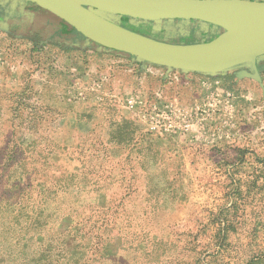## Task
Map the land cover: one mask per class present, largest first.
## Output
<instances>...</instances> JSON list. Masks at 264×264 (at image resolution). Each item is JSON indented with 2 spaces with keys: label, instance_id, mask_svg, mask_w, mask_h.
Listing matches in <instances>:
<instances>
[{
  "label": "rangeland",
  "instance_id": "1",
  "mask_svg": "<svg viewBox=\"0 0 264 264\" xmlns=\"http://www.w3.org/2000/svg\"><path fill=\"white\" fill-rule=\"evenodd\" d=\"M142 22L121 19L122 26L144 35L139 27ZM164 23L167 29L176 27L175 21ZM191 24L194 22H182L177 28L186 35L192 31ZM200 24L199 32L192 36L176 38L169 32L167 38L173 39L167 41L199 44L223 32ZM14 48L25 56L30 105L17 107L12 115L11 106L0 107V202H9V208L0 214V223L6 224L10 235L21 229L13 217L17 213L11 209L16 197H23L37 183L49 185L64 178L60 179L64 185L73 165L78 170L75 173L84 181L91 179L95 186H89V195H82L66 185L60 201L71 200L75 210L95 227L119 222V217L129 219L130 231L140 236L148 232L156 244L155 264H250L259 258L264 264V98L256 81L237 80L239 71L219 77L186 76L176 71L164 80V70L150 66L152 73L142 74L137 85L132 79L138 73L135 68L127 80L132 90L143 89L149 104L154 88L164 92L165 101H176L193 119L202 115L204 128L194 122L193 132L187 136L154 135L126 109L125 96L119 102L99 105L93 124H85L78 139L67 128L58 132L56 116L46 115L44 105H34L38 98L35 80L39 76L50 80L56 65L65 63L68 56L55 47L40 49L26 40L14 43L0 32V71L11 70ZM260 64L264 80V57ZM3 97V103L10 105L9 93ZM42 119L47 122L43 124ZM119 119L127 120L121 128L115 123ZM151 136L160 141L152 143ZM31 150H41L42 157H31ZM40 159H48L52 165L45 166ZM18 165L32 175L26 177ZM53 210L49 207L48 214ZM218 218L232 219L230 245L225 249L217 244ZM5 237L11 242L9 235ZM38 247L32 248L40 251ZM82 256L77 252L76 258ZM124 257L131 259L132 255L119 258Z\"/></svg>",
  "mask_w": 264,
  "mask_h": 264
},
{
  "label": "water",
  "instance_id": "2",
  "mask_svg": "<svg viewBox=\"0 0 264 264\" xmlns=\"http://www.w3.org/2000/svg\"><path fill=\"white\" fill-rule=\"evenodd\" d=\"M50 12L87 40L122 52L147 66L184 75L219 77L240 71L256 81L264 57V0H24ZM127 17L161 26L164 21L200 22L223 32L210 42L178 45L122 26ZM206 27V29H207ZM249 69V72L246 71Z\"/></svg>",
  "mask_w": 264,
  "mask_h": 264
},
{
  "label": "crops",
  "instance_id": "3",
  "mask_svg": "<svg viewBox=\"0 0 264 264\" xmlns=\"http://www.w3.org/2000/svg\"><path fill=\"white\" fill-rule=\"evenodd\" d=\"M6 8L7 3L0 0V13L4 14L3 19H0V32L11 37L12 42L18 43L26 40L40 49L47 46L55 47L68 56L65 63L59 66L55 64L56 68L52 71L50 80H45L43 76H39L34 82L38 89V98L34 105H44L46 115L56 116L58 132L67 128L75 133V138L79 139L84 127L93 124L92 120L95 118V111L99 105L110 101L119 102L121 98L127 97L129 93L138 92L137 94L141 96L144 94L143 89H139V91L132 90L127 80L129 76L133 77L132 71L136 68L138 73L134 74L135 77L132 79L138 85L139 77H143L142 74L152 73L149 69L150 65L147 66L144 62L134 60L133 57L122 52L103 48L87 40L61 19L45 10L43 12V9L37 12H25V19L19 16L11 18V13ZM22 13L24 12L22 11ZM13 51L16 53L11 57V70L0 71V107L11 106V115L17 107L30 105V99L27 96L28 87L25 86V78L28 75L25 70V56L19 48H14ZM42 52L43 50L40 54H44ZM49 54L50 52L47 51L46 55ZM109 58H114V60L109 62ZM109 63L110 67H108ZM112 63H118V66L112 68ZM161 69L164 70L165 76L163 79L165 80L167 79V70L165 68ZM238 75L239 72L236 74L237 80L245 79L244 77L239 78ZM153 92V95L162 93V97L163 95L165 97L164 92H160V90L154 88ZM4 93H9L11 97L10 105L9 103H3ZM165 100H167L166 97ZM46 120L48 119L46 118ZM46 120L42 123L45 124ZM13 123L11 118V125ZM115 123L121 128L127 123V120L119 119ZM29 135H31V138H35L32 134ZM151 137L153 138V136ZM150 140L152 143L160 141L157 137L150 138ZM75 143L76 145L73 148L77 150L79 142ZM31 151L29 152L30 155L40 156L42 154L41 150ZM47 160H43L46 165L47 162L50 163ZM73 162H76V160L73 159ZM75 172H78V170L76 166L72 165L71 172L66 176V184L64 183V185H67L75 193L79 192L80 194L82 192V195L85 193L89 195L91 192H88L87 189L91 185L95 186V183L91 179L84 181L80 173Z\"/></svg>",
  "mask_w": 264,
  "mask_h": 264
},
{
  "label": "trees",
  "instance_id": "4",
  "mask_svg": "<svg viewBox=\"0 0 264 264\" xmlns=\"http://www.w3.org/2000/svg\"><path fill=\"white\" fill-rule=\"evenodd\" d=\"M43 165L46 166L45 163ZM47 165L52 163L47 162ZM16 168L21 169L26 177L32 175L23 165ZM60 179L49 185L37 183L29 192L25 188L27 193L23 197L17 196V203H11V209L17 213L13 216L15 224L21 229L10 235L6 224L0 223V264L7 261L11 264H141L140 261L155 264L158 252L148 232L143 231L140 236L130 231L132 226H128L126 221L129 219L123 217L117 219L119 222H112L103 228L95 227L92 222L90 224L75 210L71 200L60 201L64 195L63 188H66ZM49 207L54 209L53 213L48 214ZM6 208H9V202H0V214ZM231 221L230 218H218L217 244L220 248L230 245ZM5 235L10 236L11 242ZM34 245L40 246V251L33 250ZM70 245H73L72 249ZM141 251L143 254H139ZM77 252L83 254L82 258H76ZM127 253H131V259L119 258ZM260 262L259 258L250 261V264Z\"/></svg>",
  "mask_w": 264,
  "mask_h": 264
},
{
  "label": "built area",
  "instance_id": "5",
  "mask_svg": "<svg viewBox=\"0 0 264 264\" xmlns=\"http://www.w3.org/2000/svg\"><path fill=\"white\" fill-rule=\"evenodd\" d=\"M124 103L126 109L133 112L139 121L146 125L148 131L157 136H187L193 132L194 122L201 130L204 128L205 118L202 115L193 119L176 101H165L162 93H156L150 104L148 99L137 93L127 96Z\"/></svg>",
  "mask_w": 264,
  "mask_h": 264
},
{
  "label": "flooded vegetation",
  "instance_id": "6",
  "mask_svg": "<svg viewBox=\"0 0 264 264\" xmlns=\"http://www.w3.org/2000/svg\"><path fill=\"white\" fill-rule=\"evenodd\" d=\"M2 1L7 3V8L6 9L11 13V14L9 13L11 18L19 16V17H23V18L26 19L25 12H32V11L37 12V11H41L42 10L37 5H35V4L31 3V2L23 1V0H2ZM22 11L24 13H22ZM42 11L44 12V10H42ZM3 15L4 14L0 13V16H1L0 19H3V17H4ZM121 19L125 23L129 22V18L122 17ZM181 23L182 22H180L179 20H175V23H174L175 25L174 26H176V27L168 28V29H167L165 23L162 24L161 26H158V25H153L151 23L142 22L141 24H139V27L141 28L142 31H144V33H145L144 35L147 36V37H151V38H154L156 40L164 41V42L171 43V44L180 45V43H175V42H171V41L168 42L167 39L171 40L173 38L172 37H168L167 38V34L169 32H173L174 35H176V38H182V36H184V37L192 36L196 32H199L200 27H201L200 22H194V25L191 24L192 31L190 33L186 34V35H183V34L180 33L179 29L177 28L178 26L181 25ZM10 28H11V25H10ZM261 65L262 64H259V69L262 72V70H261L262 66Z\"/></svg>",
  "mask_w": 264,
  "mask_h": 264
}]
</instances>
